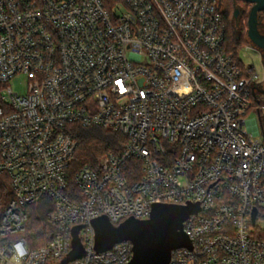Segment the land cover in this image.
<instances>
[{"label":"built area","instance_id":"1","mask_svg":"<svg viewBox=\"0 0 264 264\" xmlns=\"http://www.w3.org/2000/svg\"><path fill=\"white\" fill-rule=\"evenodd\" d=\"M113 6L0 0V175L12 191L0 264H63L78 227L83 254L67 264H130L131 242L97 251L93 222L148 220L161 204L200 209L184 222L192 248L170 264H264V81L227 50L224 0ZM19 75L23 94L8 87ZM75 125L127 144L76 170L72 191ZM43 196L55 230L32 248L27 209Z\"/></svg>","mask_w":264,"mask_h":264},{"label":"water","instance_id":"2","mask_svg":"<svg viewBox=\"0 0 264 264\" xmlns=\"http://www.w3.org/2000/svg\"><path fill=\"white\" fill-rule=\"evenodd\" d=\"M244 1L252 5L248 18V37L255 47L264 52V35L259 31V14L264 12V0ZM238 14L239 11H236L235 17ZM199 211L198 205L185 207L161 204L154 205L150 218L144 221L129 218L119 226H113L106 217L99 218L93 222L96 249L104 252L116 244L131 242L133 258L130 264H170L173 251L192 248L189 238L184 233V222ZM80 230L81 227L74 230L73 252L63 264L82 257L83 251L77 237Z\"/></svg>","mask_w":264,"mask_h":264},{"label":"trees","instance_id":"3","mask_svg":"<svg viewBox=\"0 0 264 264\" xmlns=\"http://www.w3.org/2000/svg\"><path fill=\"white\" fill-rule=\"evenodd\" d=\"M231 1L232 0H224V21L227 24L226 47L228 52L237 58V50L242 41L238 43L234 36L232 19L230 18ZM241 1L244 2L247 7L251 5L244 0ZM263 13L264 12H261L260 14ZM71 129L78 141V149L75 153V161L71 169L69 180L70 190L73 191L76 190L73 183V176L76 170L86 165L96 169L99 159L104 154L110 152L119 153L125 148L127 139L117 132L99 127L84 129L75 125L72 126ZM11 198L12 191L10 189L9 178L5 175H0V216ZM54 207L53 199L49 196H43L38 203L27 209L29 217L28 226L23 236L28 240L32 248L42 247L50 240L55 228L48 221V216L54 211Z\"/></svg>","mask_w":264,"mask_h":264},{"label":"rangeland","instance_id":"4","mask_svg":"<svg viewBox=\"0 0 264 264\" xmlns=\"http://www.w3.org/2000/svg\"><path fill=\"white\" fill-rule=\"evenodd\" d=\"M113 1L105 0L106 6L109 10L113 9ZM233 1V2H232ZM230 5V18L232 19L233 31L236 41L241 45L237 50V58L241 61L244 68L252 67L259 75L260 80L264 81V52L259 50L248 37V18L252 5L248 7L241 0H232ZM116 13H120L123 9L119 6ZM239 11L237 17L235 12ZM246 13V15H245ZM260 30L264 31V13L259 14ZM27 80L24 75H19L12 79L8 84V87L13 89L14 92L25 93ZM264 88V84H263ZM251 117H257L256 114H252Z\"/></svg>","mask_w":264,"mask_h":264},{"label":"flooded vegetation","instance_id":"5","mask_svg":"<svg viewBox=\"0 0 264 264\" xmlns=\"http://www.w3.org/2000/svg\"><path fill=\"white\" fill-rule=\"evenodd\" d=\"M261 27H259V31L262 35H264V31L260 30Z\"/></svg>","mask_w":264,"mask_h":264}]
</instances>
